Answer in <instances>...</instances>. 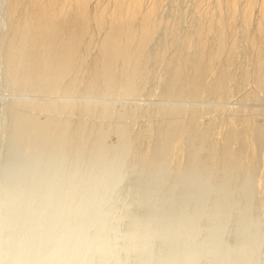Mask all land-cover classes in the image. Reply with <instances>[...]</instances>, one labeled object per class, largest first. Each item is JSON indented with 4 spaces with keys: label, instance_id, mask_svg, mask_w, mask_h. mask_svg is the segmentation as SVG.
Listing matches in <instances>:
<instances>
[{
    "label": "rangeland",
    "instance_id": "rangeland-1",
    "mask_svg": "<svg viewBox=\"0 0 264 264\" xmlns=\"http://www.w3.org/2000/svg\"><path fill=\"white\" fill-rule=\"evenodd\" d=\"M198 1L202 2L161 1L162 7H159L156 16L160 17L159 22L164 21L160 22L164 28L160 24L154 42L151 41L148 46L150 51L147 62H151V67H146L148 72L141 75L140 71L146 70L142 68L133 76V80H130L131 77L126 79L132 84L124 85L119 93H113L116 90L112 92L113 89L102 85V89L106 88L102 92H106L100 97L102 92L98 95V91L101 88L97 93L88 92L90 89L87 87L86 74L87 79L81 76L83 78H79V82L71 87L72 91L68 89L65 93L56 94L25 89L22 78L13 82L8 62L5 63V52L8 51V36H11L13 30L14 24L11 23L18 17L8 19L13 7L12 1L0 0L1 234L7 233L13 224L24 221L21 230L8 233L9 237H25L27 243L23 248L29 246V236L33 235L41 236L44 248L45 244L60 242H66L68 246L75 245L80 239L81 251L78 255L86 249L92 252L83 264H103L106 261L107 264H264V140L258 142L255 148L256 164L245 158V166L243 163L240 169V166L224 165V159L220 161L219 158L217 160L220 163L216 164V160L209 167L208 153L212 149H206V146L203 148L206 150L202 149L197 155L194 151L203 136L201 132L215 130L218 126L225 136L232 132L234 125L233 128L241 132L246 128L242 120L248 117L252 122L251 125L249 122L250 128H264V91L254 83L259 49L250 44L252 39L249 40L250 36L254 38L256 34L259 13L257 9L254 10L250 28L245 27L244 21L241 23L243 18L240 15L242 20L239 18L240 22L237 21L235 25L237 31L233 30L236 34L231 30L233 34L227 36L228 43L232 35L229 42L231 45L225 51L228 54L223 56L226 59L220 57L218 60L221 63L216 61L214 64H217L213 68L215 76L212 74L209 81L224 79L223 66L225 71L231 68L226 87L219 90L223 98L221 96L222 99H219L217 94L215 96L210 92V95L208 92L195 98L193 95H185L175 99L176 96L172 98V95L169 97L166 94V86L172 82L169 79L173 78L172 74L169 75L170 70H173L171 61L184 56L185 52V55L194 53V49L193 52L186 50L189 49L186 47L188 37L195 39L199 34L203 14L212 4H207L210 0H206L207 3L203 0L202 4H206V8L200 6ZM212 1L213 10L219 0ZM246 3L247 0H241L239 9ZM198 5L201 12L198 10L200 13L196 15ZM225 15V18H230V13L229 16ZM238 26L242 28L240 31ZM193 33L195 37H192ZM101 35L103 38L104 34ZM101 35L100 38L98 36L100 41ZM234 43L233 46H238L239 50L232 52ZM97 52V48H94L90 56L92 54L95 57ZM160 55L163 58H159ZM230 57L234 64L229 60ZM224 60L233 66L226 64L228 62L224 65ZM189 69L188 73L191 72ZM245 72L252 74L254 77L250 78L253 80L249 82ZM80 80L83 85H87L80 84ZM73 88H76L75 92ZM82 92L83 97H80ZM66 94L69 97L64 98ZM69 94H72V98ZM84 94L88 97H84ZM61 101L63 104L83 105L78 107H84V110L87 108L84 105L90 104L89 116H84L87 118H81L84 114L78 117L80 112L76 115L67 111L58 119L71 127L81 123L86 126L85 132L77 135L71 132L73 135L70 133L69 136L72 138L68 137L70 140L62 143L63 147L69 145L65 149L56 145L58 134H42V140L29 139V135V138H23L29 131L23 127L28 118L30 120L35 117L40 130L45 131L52 114L41 112L40 107L43 104L59 106ZM27 105L34 106V109H29ZM31 109H36L39 114L28 111ZM180 109L185 111L175 114V110ZM107 110L112 115L101 117ZM34 113L38 115L34 116ZM17 123L21 126H17ZM214 126L215 129L212 128ZM16 129L23 133L17 134ZM16 137L23 140L18 143ZM223 138L216 139L222 143ZM44 140L46 144H43ZM29 142L39 143L35 144L34 149ZM178 143L184 146L180 149L182 153H175L174 148ZM39 144L44 145L40 147L42 149H39ZM36 149L40 154H32ZM221 164L227 169H222ZM235 167L237 171L234 172ZM36 173L38 176L32 187L29 180ZM22 176L24 182L21 183L19 179ZM28 186L31 193H27ZM19 198L22 200L16 202ZM29 202H32L31 208L35 213L45 211L44 223H36V215H32L28 218L33 219H28L26 224L22 207ZM59 208L61 211L55 214ZM8 246L6 244L3 250ZM91 246L99 247L100 250L89 249ZM65 250L61 254H67L68 250ZM27 258L25 256L19 264H23ZM76 260L82 261L79 258ZM75 262L72 264H79Z\"/></svg>",
    "mask_w": 264,
    "mask_h": 264
},
{
    "label": "bare ground",
    "instance_id": "bare-ground-1",
    "mask_svg": "<svg viewBox=\"0 0 264 264\" xmlns=\"http://www.w3.org/2000/svg\"><path fill=\"white\" fill-rule=\"evenodd\" d=\"M161 1L163 2V0H10L13 7L9 13L10 17H8V19L11 17L15 19L16 16L18 18L15 20L11 18L12 20H14V23H11V25L14 24L12 26L13 30H11V36L8 34V44L4 43L7 45L8 51L4 50L6 49L5 47L3 50L4 52H7H5V57H7V61H5V63L8 62V69L10 75L13 78V82H15L14 80L18 78H22L23 81H25V89L28 88V90L36 92L42 91L41 93H46L47 91L46 94H48V92L56 94V92L63 91L65 93V91H67L68 89L72 91L71 87H74V85L79 82V78H83L81 76H84L83 79H85L86 75H88V79L86 78L88 85L85 81L84 82L90 90L88 91L86 90V88V91L97 93V90L101 88V90L98 91V95H100V92L106 89H102L103 87L101 86L105 85L106 87H109L110 90L113 89L111 90L112 92L116 90L113 93H119L121 88L124 85L126 86L127 83H129L128 86H130L131 81H126V79L131 77L130 80H133V76L140 70H142V68H144L145 70L147 66L151 67V62H147V54H149L150 51H148V46L151 41H153L155 35L158 34L157 32L159 31L160 27L163 26L162 23L164 21L162 22V20L160 19V22H162L160 23L158 21V18L160 17L157 18L156 16L157 12L159 11V7H162V5H160ZM200 1L202 2L199 3L198 1V3L203 7V0ZM210 1H208L209 3H207L206 0H204V2H206L207 4L214 3L213 1ZM216 3L213 10L212 4L210 6L211 9H209V6L207 8V5L205 4L204 6L207 8L206 13L204 12L205 7L204 9L202 8V11L204 12V19L202 20L201 26L198 28L200 30L198 31L199 34H197V30L195 31L198 38L195 33H193L192 36H196L195 39L188 37L186 47H189V49L186 48V50H191L189 52H193L195 50L194 53H192V55H185V52L184 56H181L180 58L177 57L179 59L175 58L176 61H173L175 59L172 60L170 58L173 61H171L173 65L171 68L173 70L171 71V68L169 67V75L171 76L172 74L173 78L169 79L172 82H169V85L167 84L166 86V88H168L166 89L167 93L165 91L167 95H170H168L169 97H171L172 95V98L176 96L174 98L177 99L178 97L182 98V96L184 97L185 95H193L192 97L195 98V96L198 97L201 94H205L208 92L210 94L211 92V94H215V96L217 94L219 96V99L223 98L221 94L222 92L220 91V93L219 90H224V88L226 87V84L230 79L231 68L226 69L225 71V67L223 66L222 70L224 74H222L225 76L224 79L222 78V80H219V78L218 80L209 81V79H212V77L215 76L213 68L217 64L215 66L214 64L216 63V61L217 63H221V61L218 59L228 54H225V51L228 49V46L231 45H229V42L231 41L232 35H230V41L228 43L227 36L231 34L233 30L235 31V25L237 21L238 23L240 22L238 20L240 18V15L243 18V20L240 18V20H242L241 23L244 21L245 27L250 28L251 26L249 24L252 23V16L254 10L256 9V11H258L259 13L258 21H256L257 25L255 26L256 34L254 38L250 36L252 32L249 34V40L252 39L250 40V44H252L254 47L258 46L257 49H259L256 71H254L255 77L252 74L250 75L246 72L245 75L247 74L246 76L249 78H247L249 82L250 80H253V78L251 79L250 77H254V83H256V86L258 85L257 87H260L261 90L264 91V0H247L246 5L244 6L245 8L240 7L244 9H241L242 11L239 9L241 0H219L216 1ZM200 6L196 9V15L201 12L199 10ZM225 7H229L228 9H230V11ZM224 9H226L225 12H223ZM227 10L229 12H227ZM228 13H230V18L227 17V19L225 18V14L228 15ZM11 19L10 21L12 22ZM198 25L199 24H197V26ZM241 29L242 28L240 26L238 31H240ZM244 30L245 28H243V32ZM101 33L104 34L103 38ZM213 33L216 35V37ZM235 34L236 33H234V35ZM99 35H101V41L98 40ZM233 45H235V43L232 44V46ZM237 47L235 48V46H233L232 49L230 47L229 48L232 50V52H234L239 50V48ZM94 48H97L98 52L95 57H92V54L90 56V53ZM195 53L196 55H193ZM152 54H154V52ZM163 54H165L164 51ZM162 55H160L159 58H161ZM89 56L91 58H89ZM156 56L158 57V55ZM223 59H226V57H223ZM232 59L230 57L229 60L231 61ZM222 62H224L225 65V62L228 61L224 60ZM232 63L230 64V62H228L226 64H230L233 66L234 63ZM8 69L6 71H8ZM188 69L191 71H189L190 73L187 72ZM147 70L148 68L143 71L144 73L140 71L142 73L141 75H146V73L148 72ZM186 74L190 77L187 76V78ZM224 76L221 75V77ZM12 78L10 80H12ZM187 79L189 80L187 81ZM33 80L37 81V83H35ZM82 82L83 81L80 80V84H82ZM76 88H73V92H75L74 90H76ZM84 88L85 87H83L82 90H84ZM117 89L120 90L117 91ZM86 91L84 93H86ZM104 92H102L100 97L103 96ZM78 93H80V91ZM71 95L70 97L72 98ZM81 95L83 97V92L79 96L81 97ZM221 96L222 98H220ZM67 97L69 96L67 95L64 98ZM84 97H88V95L85 96L84 94ZM63 103L64 102L61 101V103H59L61 105L59 106H45L43 104V107H40L41 112L45 111L44 113L47 112L48 114L50 113V115L52 114L50 116L51 121L46 126L47 129L45 131H41L39 128V124L37 123L36 119H34L35 117H33L32 119L30 118V120L28 118L26 123L23 124V127L27 128L26 131H29L27 132L28 134H25V136H23V138L27 136V138L30 137L29 139L32 138L34 140H42V134H58L59 136L56 145H58V147L60 148L59 145L62 146V143L64 141L66 142V140H70L72 138L69 136L71 132H75V135L85 132L84 130L86 129V126L81 123H79L76 127H71L69 125L67 126L65 123L59 122L58 119L59 116H63L67 111H70L73 114L76 113V115L80 112L81 114H79L78 117H81V115L84 114L81 118H87L89 116L88 113L90 110L88 106L90 104L85 103L86 105L84 106H87V108L84 110V107H78L83 105L76 106V104L73 105L74 103H72V105ZM30 107L28 108L30 109ZM31 108L34 109V106ZM91 108L94 109V106H92ZM94 110H96V108ZM28 111L34 112L32 111V109ZM184 111L182 109H180L179 111L175 110V114H180ZM95 112H97V110ZM37 113L39 114V112ZM38 114L34 113L33 115L36 116ZM85 115L88 116L84 117ZM111 115L112 112L107 110L101 117H109ZM52 116L54 118H52ZM62 116L60 118H62ZM244 119L242 120V123L244 122L243 125L246 124L244 125L246 128L244 127L245 129H243V131L241 132L234 129L236 126L234 125L235 122H231V124L234 126L231 125L232 132L227 136L221 133L220 128H218L219 126L217 127L218 129L216 128L217 125L212 128H216L217 132L219 131V135L215 131L216 129H210L208 131L201 132L203 136L200 137L201 139L199 144H193L196 146V149L194 150L195 154L197 155V153L201 152L202 149L206 146V149H212V152L208 153L210 154V156H208V163L210 164L209 167L213 165L218 158L220 159V161L224 159L223 162H226V164L223 163L224 165L229 164L239 167L240 165L242 166V164L245 162V158H249V162H251L252 164H256L255 161L257 158V152L255 148L258 142L264 140V128L252 129L253 127L250 128L252 122H250L249 118L247 117ZM19 125L20 124L17 123V126ZM16 130L17 134L23 133H19L21 132V130L19 132L18 129ZM215 132L217 135L215 134ZM82 135L83 134H81V136ZM222 136H224L223 142L219 143V140L220 138H222ZM215 137H218L219 140ZM15 140H17V142L19 143L23 139H19L16 137ZM39 142H35L33 144L29 142V145L32 144L34 147L35 144H38ZM40 143H42V141ZM43 144H46V141ZM42 145L39 144V149H42L40 148L42 147ZM209 145L211 148H209ZM47 146H49V144ZM67 146L62 147L65 149ZM181 146L182 143H178L175 146V153L181 152L180 149L182 150V148L184 147ZM43 151L45 150L43 149ZM43 151L40 152L42 153ZM32 154L40 153L37 150L35 152H32ZM198 158L199 156L197 157V159ZM218 160L216 164L220 163V161ZM223 164H221V166L223 167L222 169L226 167H224ZM241 166L239 167V169L241 168ZM230 168L234 169V167ZM236 169L237 168L235 167L234 172L237 171ZM242 170H244V167L242 168ZM37 176L38 173L34 174L29 180L32 184V187L36 182ZM23 177L24 176L19 179L21 183L24 182ZM262 178L264 179V171L262 173ZM27 189V193H31L32 190L29 186ZM5 192L6 190L3 191V193ZM21 200L22 198H19L16 200V202H20ZM31 207L32 202H29L28 205L22 207L26 224L28 222V219H33L28 218L32 215H36V219H34L36 223H44L46 216L45 211L41 210L35 213ZM60 211V208L56 209L55 214H59ZM5 223L6 222H4L3 224ZM3 224L2 226H6ZM23 226L24 221L13 224V226L8 228L7 233H0V237L6 239L7 237H9L8 233L19 231L23 228ZM41 241V236L36 237L33 235L29 236L30 244L28 247L23 248L22 246L14 247L9 245L5 250H3V248L7 244L5 243L2 247H0V261H2L3 264H19L25 256H28L27 260H25L23 264H49V262H52V264H72L75 261L79 264H83L85 259L92 253L91 250L86 249L81 255H78L81 251L79 250V245L81 246L80 239L77 240L78 243H75V245L68 246L66 242H60L59 244L54 245L45 244L46 248L41 245ZM65 248L68 250L67 254H61L66 251ZM94 248L99 249V247H89V249ZM78 258L82 261H77L76 259ZM103 264H107V261Z\"/></svg>",
    "mask_w": 264,
    "mask_h": 264
},
{
    "label": "clouds",
    "instance_id": "clouds-1",
    "mask_svg": "<svg viewBox=\"0 0 264 264\" xmlns=\"http://www.w3.org/2000/svg\"><path fill=\"white\" fill-rule=\"evenodd\" d=\"M5 243L9 244L10 246L20 247L27 243V239L25 237H16V236H10L7 237L6 239L0 237V247H2ZM0 264H3V262L0 261ZM49 264H52V262H49Z\"/></svg>",
    "mask_w": 264,
    "mask_h": 264
}]
</instances>
